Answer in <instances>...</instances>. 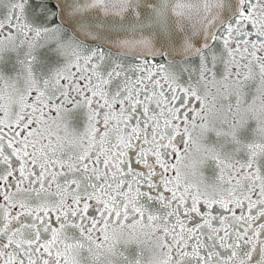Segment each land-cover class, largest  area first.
<instances>
[{
  "label": "snow or ice",
  "instance_id": "obj_1",
  "mask_svg": "<svg viewBox=\"0 0 264 264\" xmlns=\"http://www.w3.org/2000/svg\"><path fill=\"white\" fill-rule=\"evenodd\" d=\"M0 264H264V0H0Z\"/></svg>",
  "mask_w": 264,
  "mask_h": 264
}]
</instances>
